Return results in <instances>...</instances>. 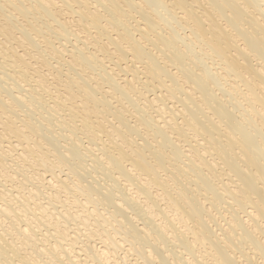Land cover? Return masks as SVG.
<instances>
[{"label":"bare ground","instance_id":"6f19581e","mask_svg":"<svg viewBox=\"0 0 264 264\" xmlns=\"http://www.w3.org/2000/svg\"><path fill=\"white\" fill-rule=\"evenodd\" d=\"M0 264H264V0H0Z\"/></svg>","mask_w":264,"mask_h":264}]
</instances>
